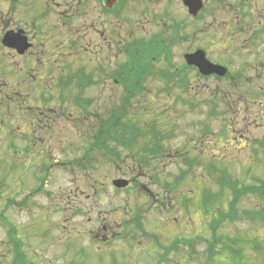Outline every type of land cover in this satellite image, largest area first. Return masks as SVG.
<instances>
[{"label":"rangeland","instance_id":"rangeland-1","mask_svg":"<svg viewBox=\"0 0 264 264\" xmlns=\"http://www.w3.org/2000/svg\"><path fill=\"white\" fill-rule=\"evenodd\" d=\"M158 4L127 3L125 35L128 41L152 37L151 34L158 30L151 19L153 12L166 16L168 10L172 12L169 18L181 27L180 34L187 37L175 43L172 51L175 66H182L186 51L206 41L212 59L225 58V45L220 44L228 42L217 41L208 17L202 22L187 21L185 12L181 7L177 8V3L165 2L164 8ZM143 48L140 51H144ZM153 48L156 49V45ZM153 54L155 51L151 54V62ZM237 54L234 70L243 61L242 56H247V51ZM114 62L112 57V66ZM156 65L164 67L166 64L160 62ZM186 71V87L171 85L165 89L167 82L163 79L140 75L146 76L144 91L131 99L127 94L110 93L103 96L110 101L102 106L101 100L89 108L94 117L95 114L99 116L100 126L107 121L110 123L112 118L121 117L124 122L127 123L128 118L129 122L147 131L154 120L165 134L161 145L165 153L155 156L152 164L128 156L124 149L122 159L99 155L93 159L92 167L81 168L75 162L70 165V160L75 157L78 160L91 147L100 128L96 121L93 129L88 123L81 122L82 126L77 130L86 137H79L74 142L70 139L62 142L63 137L73 136L76 131L70 123L62 125L61 122L52 142L37 145L29 153L22 151L28 144L21 139L10 143L3 138L6 133L0 124L2 264H18L19 261L15 243L10 241L11 226L17 229L16 236L23 244L22 250L26 254V263L21 262L23 264L236 262L226 253L213 260L205 254L207 240L212 235L210 224L217 216V210L228 211L230 190L207 213L202 199L206 191L219 192L220 186L215 178L221 170L241 184L251 185L257 179H264V91H242V88L236 89L229 79L203 78L192 68ZM126 74L130 80L137 76L136 71L130 69ZM14 130L16 135L19 134L16 127ZM148 139V135L140 137L138 147ZM185 157L196 159L197 163L189 168ZM209 163L216 170L208 169ZM45 167L48 171L43 169ZM188 169L190 172L184 175ZM182 175L185 178L169 191L166 184L175 186ZM117 178H127L131 184L123 189L116 188L113 180ZM42 180L46 181L41 183ZM38 184L41 189L33 191ZM240 200L237 205L240 212L256 211L261 207L254 195H244ZM224 225L225 235L258 240L259 250L252 243H243V261L264 264V217L261 220H234ZM146 232L158 236L159 242ZM176 240L181 241L174 249L172 246ZM186 240L195 241L193 249L187 248ZM168 247L170 250L166 253Z\"/></svg>","mask_w":264,"mask_h":264},{"label":"flooded vegetation","instance_id":"flooded-vegetation-1","mask_svg":"<svg viewBox=\"0 0 264 264\" xmlns=\"http://www.w3.org/2000/svg\"><path fill=\"white\" fill-rule=\"evenodd\" d=\"M128 2H153L162 8L165 2L177 3L187 21L202 22L208 17L217 41L228 42L220 44L225 45V58L212 59L206 41L186 51L182 66H175V43L187 37L180 34L181 27L169 18L172 12L168 10L166 16L153 12L151 19L158 30L152 37L128 41ZM147 39L156 45L153 60L147 65L151 70L146 71L147 77L162 80L167 76L170 86L186 87V70L196 67L186 63L185 55L202 49L210 61L228 69L225 76L203 78L229 79L242 91H264V0H0V124L6 133L3 138L10 143L21 139L28 145L26 150L18 148L29 153L37 145L52 142L61 122L70 123L76 131L73 136L63 137L62 142L86 137L77 130L81 122L92 129L102 124L89 108L101 100L102 106L110 101L104 95L127 94L128 54H142L140 49ZM243 51H247V56H242L243 61L234 70L237 53ZM160 62L166 65L157 66ZM109 124L107 121L103 125ZM14 127L19 134H15ZM70 161L77 165L76 157Z\"/></svg>","mask_w":264,"mask_h":264},{"label":"trees","instance_id":"trees-1","mask_svg":"<svg viewBox=\"0 0 264 264\" xmlns=\"http://www.w3.org/2000/svg\"><path fill=\"white\" fill-rule=\"evenodd\" d=\"M144 51L142 54H128V69L136 71V78L128 79L127 81V98H132V96L136 95L139 89H144L142 84L143 78L140 76L142 72H146L147 65L151 61V54L155 51L153 41L150 39L144 43H142ZM145 52V53H144ZM140 59L145 62L144 66L139 68ZM137 61V62H136ZM139 64V65H137ZM141 80V83H140ZM112 118V117H111ZM131 121V120H130ZM128 123V124H127ZM127 123L119 118H112L109 126L102 125L98 128V131L95 134V138L91 144V147H88V150L84 155L78 158V165L81 168H86L89 166H93V159H97L100 156L102 158L111 157V159H122L121 156L122 151L124 149L127 150L128 156L136 159H140L143 162L148 161L149 164H152L155 156L163 155L165 153V148L162 145V138L164 137V133L162 134L160 128L155 124L154 120L151 121V124L148 125V130L144 131V129L138 127L135 123L129 122L127 118ZM149 137L148 141L144 142L142 146L138 147V140L140 137ZM100 155V156H99ZM97 156V158H95ZM108 156V157H107ZM186 164H188L189 168L196 164V159H189L187 157L184 158ZM208 168H214V165L209 163ZM214 171V170H213ZM189 169L186 170V175L189 173ZM222 176L215 178V181L220 185V190L218 193H212L211 191H206L203 194L202 203L205 207V213H207L217 202H221L224 198L226 191L230 190V201L228 205V211L223 209L217 210V216L212 220L210 224V231L212 233L211 238L208 239V246H206L205 254L209 260L215 259L217 256L226 255L230 256L236 262L234 264H253L243 261L244 259V246L243 243H252V245L257 249H261L258 240L256 239H242L239 237H233L232 235H225V223L233 222L234 220H261L264 217V179H257L254 184L246 185L241 184L238 180H232L225 174L226 172L221 170ZM178 177V184L175 186H170L166 184L167 189L173 190L177 185L180 184L185 176ZM184 177V178H183ZM245 196L254 195L259 199V203L261 205L258 210H243L240 212L237 205L240 203V199ZM214 210V209H213ZM246 217V218H245ZM11 226V225H9ZM11 226L9 230L10 241L15 243V249L17 254V259L19 258L18 264H23L21 262L26 263L25 252L23 249V244L19 238H17V229ZM146 235L151 236L150 233L146 232ZM151 237L156 239L159 242V237L153 234ZM202 239V237H200ZM181 240H176L172 247L174 249L178 246ZM194 240H186L184 244L188 246L187 248L193 249ZM221 243V248H219V244ZM160 245V244H159ZM165 248V252H169V249ZM261 251V250H260ZM259 251V252H260ZM28 262V260H27ZM0 264L1 261H0ZM161 264V263H157Z\"/></svg>","mask_w":264,"mask_h":264},{"label":"water","instance_id":"water-1","mask_svg":"<svg viewBox=\"0 0 264 264\" xmlns=\"http://www.w3.org/2000/svg\"><path fill=\"white\" fill-rule=\"evenodd\" d=\"M8 38L9 35L7 34L4 36L3 41L7 43ZM186 60V63L197 66L200 72L204 75L218 74L220 76H224L227 72L226 67L214 64L210 60H208L203 50H198L194 53L187 54ZM113 184L121 189L129 185V180L124 178H117L113 181Z\"/></svg>","mask_w":264,"mask_h":264}]
</instances>
